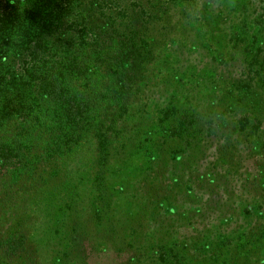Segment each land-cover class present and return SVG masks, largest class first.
Segmentation results:
<instances>
[{"label": "rangeland", "instance_id": "obj_1", "mask_svg": "<svg viewBox=\"0 0 264 264\" xmlns=\"http://www.w3.org/2000/svg\"><path fill=\"white\" fill-rule=\"evenodd\" d=\"M24 1L21 18L61 2L74 23L109 15L131 31L138 92L0 183V264L12 234L35 264H264V0ZM102 61L76 79L83 96L106 85ZM109 127L103 166L94 133Z\"/></svg>", "mask_w": 264, "mask_h": 264}, {"label": "trees", "instance_id": "obj_2", "mask_svg": "<svg viewBox=\"0 0 264 264\" xmlns=\"http://www.w3.org/2000/svg\"><path fill=\"white\" fill-rule=\"evenodd\" d=\"M90 2L100 10L109 4ZM60 3L22 18L24 0L0 4V183H17L21 175H35L38 165L64 156L95 126V110L107 105L111 125L125 114L126 99L138 92L134 84L139 66L132 55L139 41L131 31L119 32L109 15L99 24L93 14L81 13L84 17L74 23L75 15ZM104 58L110 66L106 85L93 97L83 96L76 79L86 75L87 60L97 64ZM111 131L109 127L94 133L103 166L108 163ZM5 240L2 264H35L17 252L29 248L23 236L12 234Z\"/></svg>", "mask_w": 264, "mask_h": 264}]
</instances>
